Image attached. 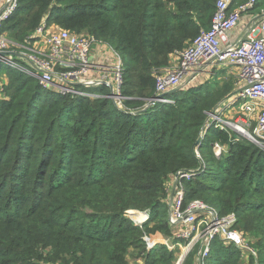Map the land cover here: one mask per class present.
Returning a JSON list of instances; mask_svg holds the SVG:
<instances>
[{"label": "trees", "instance_id": "obj_1", "mask_svg": "<svg viewBox=\"0 0 264 264\" xmlns=\"http://www.w3.org/2000/svg\"><path fill=\"white\" fill-rule=\"evenodd\" d=\"M216 1L17 0L2 25L12 40L24 43L43 19L88 32L122 58V90L132 97L125 104L134 109L43 88L0 63L7 76L0 99V264H128L130 249L144 255V264H174V252L161 243L147 250L143 237L159 231L170 239L166 181L199 168L193 145L205 112L230 86H186L164 95L173 103L149 104L154 79L143 74L209 29ZM253 11L264 13V0ZM215 141L228 146L221 159L213 155ZM198 149L206 166L184 182L185 202L200 198L221 216L234 213V227L257 251L255 261L215 237L203 264H264V150L216 129ZM132 212L148 217L137 224ZM190 257L182 264H193Z\"/></svg>", "mask_w": 264, "mask_h": 264}, {"label": "built area", "instance_id": "obj_2", "mask_svg": "<svg viewBox=\"0 0 264 264\" xmlns=\"http://www.w3.org/2000/svg\"><path fill=\"white\" fill-rule=\"evenodd\" d=\"M232 1L217 0L209 29L201 30L190 44L174 51L177 63L152 73L154 96L148 100L154 103H173L172 99L164 95L188 86L189 77L200 72L206 65L213 63L233 66L238 71L237 81L240 86L233 96V102L241 101V112L229 119L221 114L220 108L206 111L200 142L209 128L225 133L235 130L240 133L234 132L238 138L245 137L264 150V35H261L264 34V15L256 20L245 38L222 46L228 31L238 25L242 15L251 11L256 2L246 0L229 9ZM16 2L0 0V63L36 79L43 88L72 96L104 98L118 109H128L125 103L132 97L125 95L122 90L124 63L110 45L96 40L90 34H77L58 26L51 27L46 25L44 19L24 43L12 40L2 30V25L14 11ZM107 50L112 58L105 54ZM80 86L94 88V91L85 92ZM98 88H103V91H97ZM251 115H254V119ZM200 142L194 151L200 162L199 168L177 171L169 176L172 181L166 185L172 194L168 205V222L171 227H178V232L174 239L164 237V243L150 234L144 235V242L148 248L161 243L169 252L180 251L175 264H182L187 254L198 245L197 264H203L211 250L212 240L219 237L233 243L245 256L257 261V251L250 240L234 227L237 221L234 213L221 216L212 206L202 201L185 203L184 182L197 176L206 166L198 150ZM225 150V144L219 141L212 144L216 159H221ZM138 214L132 212L129 216ZM141 214L144 219L136 220L135 223L140 224L147 219L148 214Z\"/></svg>", "mask_w": 264, "mask_h": 264}, {"label": "crops", "instance_id": "obj_3", "mask_svg": "<svg viewBox=\"0 0 264 264\" xmlns=\"http://www.w3.org/2000/svg\"><path fill=\"white\" fill-rule=\"evenodd\" d=\"M256 13L255 11L251 10L245 14L242 15V18L240 20V22L238 23V25L228 31L227 33V37L224 41H222V46H227L229 44H234L237 41H239L240 39H243L246 37V34L248 33V29L250 26H253L256 24V18L257 16H253V14ZM264 14V13H262ZM260 34V33H259ZM264 35V34H261ZM108 52L105 51V54ZM107 55L112 58V54L111 53H107ZM172 63L170 64H175L177 63V57L175 55H173ZM202 70V71H201ZM200 72H196L193 75H191L188 79V86H193V85H203V86H207L209 81H211L212 79L216 80L218 79V77H220V75H222V73H225L226 77H229L228 79H230L231 81L229 82V86H230V90L228 92V94L223 97L218 103H216V105L212 108V110H215L217 108H220V112L221 114L229 119H233L235 118L237 115L240 114L241 112V101H236L233 102V96L238 92L240 86L238 84L237 81V74L238 71L235 67L233 66H229V65H224V64H209L206 65L203 69H201ZM222 80V79H221ZM6 81V79H4L3 83ZM219 84L218 82H215V85ZM3 98V96H2ZM253 116L254 119V115ZM226 149H227V145H225ZM226 151V150H225Z\"/></svg>", "mask_w": 264, "mask_h": 264}, {"label": "rangeland", "instance_id": "obj_4", "mask_svg": "<svg viewBox=\"0 0 264 264\" xmlns=\"http://www.w3.org/2000/svg\"><path fill=\"white\" fill-rule=\"evenodd\" d=\"M256 3V2H255ZM254 8V7H253ZM253 8L251 9V10H253ZM257 15H260V13H254V15L253 16H257ZM49 26H51V27H55V26H58V25H56V24H54V23H52V24H50ZM59 27V26H58ZM61 28V27H60ZM251 28H252V26H250L249 27V29L248 30H251ZM33 32V31H32ZM32 32L30 33V34H28V36L26 37V39L28 40V37L32 34ZM81 34H87L88 35V32H86V31H83V32H80ZM20 34V32H17V34L16 35H19ZM9 35V34H8ZM13 39V38H12ZM26 40V41H27ZM193 40V39H192ZM192 40H190L188 43L186 42V44L184 45V46H186V45H188V44H190L191 42H192ZM20 43H22L21 41H19ZM173 55H174V52H171V53H169V54H166L165 56H163V57H161L160 58V60L158 61V64H156L155 66H153V67H151L150 68V70L149 71H145L144 72V74L143 75H146V74H151V76H152V78H153V75H152V73L154 72V71H157V70H162L163 68H165V67H168L169 65H170V63H172L171 62V60H172V57H173ZM8 67V66H7ZM10 68V67H9ZM12 69V68H11ZM14 70V69H13ZM7 78V76H6V74L5 73H3V74H1L0 75V99H2V96H3V92L1 91V89H2V84H3V81H4V79H6ZM229 77H226L225 76V73H222V75H220V77H218V79H216V80H214V79H212L211 81H209V83H208V85L204 88V90H207V89H210V88H213V86L215 85V82H218L219 81V86L221 87V88H228L226 85L227 84H229V82L231 81L230 79H228ZM222 79V80H221ZM6 82V81H5ZM153 86H154V83H152V86H151V89H153ZM155 87V86H154ZM85 92H93L94 91V88H88V89H85L84 90ZM228 91H229V89H228ZM137 97V96H136ZM138 100H144V99H142V98H140V99H138ZM218 103V102H217ZM149 104H150V102H149ZM145 105H146V102H145ZM130 110H133L134 109V107H131V106H129L128 107ZM206 115V114H205ZM205 120H206V118H205ZM204 125V124H203ZM203 125H202V127L200 128V130H199V133H198V136L201 134V132L203 131ZM213 129H216V128H209V129H207V131H206V133L205 134H207V136L210 134V132H211V130H213ZM222 132V131H221ZM238 133V134H240L239 132H236L235 130H233V132H231V131H228V132H226L227 134H228V136L230 137V138H232V139H239L238 138V136L235 134V133ZM214 143V142H213ZM212 143V144H213ZM196 148V147H195ZM195 148H194V151H195ZM199 150V149H198ZM171 181H172V177L171 178H169L168 179V181H167V183H166V185H170V183H171ZM183 189H184V194H185V192L187 191V189H186V187L183 185ZM169 202H168V204H167V206L168 205H170V202H171V198H172V194H171V191H170V189H169ZM193 201H202V202H204V203H206V204H208L209 205V203H207V202H205L203 199H200V198H191V199H188L187 200V202H185L186 204L187 203H191V202H193ZM212 204H210V206H211ZM213 206V205H212ZM166 208L167 207H165L164 209H163V211L165 210L166 211ZM165 211H164V214H165ZM168 214H169V206H168V208H167V213H166V215H167V219H168ZM130 219L131 220H133V221H136V220H140V221H142L143 219H144V215H142L141 213H139L138 215H134V216H131L130 217ZM163 221H165V216H164V219H163ZM170 228H171V232H170V238L171 239H174L173 237H174V235H175V233L176 232H178V227H171L170 226ZM153 238H164L162 235H161V233L159 232V231H157V232H155V233H152V234H150ZM176 239V238H175ZM179 243V242H178ZM156 244V243H155ZM184 244V243H183ZM146 249L147 250H149L150 248H148V246L146 245ZM139 250H134V249H130L129 250V252L127 253V258H128V264H144V255H142V254H138L139 252H138ZM197 252H198V245H196L193 249H192V252L188 255L187 254V256L185 257V260L188 258V256H191L190 257V260L193 262V264H196V263H198V261H197ZM177 253V254H176ZM175 254H176V259H175V261L177 260V257H179V254H180V251H177ZM188 260V259H187ZM175 261H174V264H175ZM249 261V260H248ZM247 261V262H248ZM246 261L244 262V263H247Z\"/></svg>", "mask_w": 264, "mask_h": 264}, {"label": "water", "instance_id": "obj_5", "mask_svg": "<svg viewBox=\"0 0 264 264\" xmlns=\"http://www.w3.org/2000/svg\"><path fill=\"white\" fill-rule=\"evenodd\" d=\"M264 14H260V15H258L257 16V18L255 19V20H258L259 18H261V16H263ZM157 98H158V96H157ZM154 103V101L152 100L151 102H150V104H153ZM199 142H200V135L197 137V140H196V142L194 143V145H193V149L199 144ZM184 260V259H183Z\"/></svg>", "mask_w": 264, "mask_h": 264}, {"label": "bare ground", "instance_id": "obj_6", "mask_svg": "<svg viewBox=\"0 0 264 264\" xmlns=\"http://www.w3.org/2000/svg\"><path fill=\"white\" fill-rule=\"evenodd\" d=\"M159 239V241H161V243H164V239L163 238H158Z\"/></svg>", "mask_w": 264, "mask_h": 264}]
</instances>
